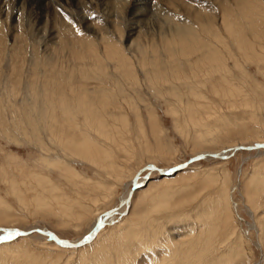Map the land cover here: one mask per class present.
<instances>
[{
    "label": "rangeland",
    "instance_id": "374dc122",
    "mask_svg": "<svg viewBox=\"0 0 264 264\" xmlns=\"http://www.w3.org/2000/svg\"><path fill=\"white\" fill-rule=\"evenodd\" d=\"M253 144L264 0H0V229L74 242L124 208L77 248L0 237V264H264ZM206 153L231 156L142 171Z\"/></svg>",
    "mask_w": 264,
    "mask_h": 264
},
{
    "label": "bare ground",
    "instance_id": "6f19581e",
    "mask_svg": "<svg viewBox=\"0 0 264 264\" xmlns=\"http://www.w3.org/2000/svg\"><path fill=\"white\" fill-rule=\"evenodd\" d=\"M41 1H43V0H27V3L28 4H38V3H40ZM24 2V1H23ZM67 3V2H66ZM190 12H191V10H189ZM193 17V16H192ZM199 17L200 16H196V17H193L195 20H196V18L198 19V20H196V21H201L202 22V20L204 21V19L205 20H207V21H209V19H210V17H205V16H202L203 18H201L200 17V19H199ZM188 20V19H187ZM211 20H213V19H211ZM210 23H211V21H209ZM186 27V28H185ZM187 27H189V26H187V24H186V26H177L175 29V31H176V33H181V34H187V32H189V29L187 28ZM169 33V32H168ZM166 35V34H165ZM53 108V107H52ZM220 115V114H219ZM37 117V116H36ZM172 117H174L175 119V122H176V124L177 123H179L178 122V117H177V114H176V111L174 110V113L172 114ZM223 117H227V116H224V115H222V118ZM213 118V117H212ZM221 117H218V120H219V122H222V118L220 119ZM214 119V118H213ZM203 121V120H202ZM204 122V121H203ZM206 122V121H205ZM179 126V125H178ZM207 127H209V126H207ZM215 127V126H214ZM264 145V144H263ZM261 148H264L263 146H259V147H251V148H244V149H246V150H248V151H252V149L253 150H259V149H261ZM242 148L241 147H238V148H233V149H231L229 152L230 153H232V152H234V151H237V150H241ZM243 150V149H242ZM70 153V152H69ZM73 155V154H72ZM198 156H201V157H198V158H196V159H194V160H191V161H187V162H184L183 164H181V165H179L180 167L179 168H176L175 170H170V169H158V168H151V167H145L142 171H145V170H148V169H151V170H154V171H159V170H161V171H168V170H170V172L169 173H158L159 174V176H161V175H165V176H170V175H173L174 173H176V171L177 170H181V169H183V168H186L189 164H191L193 161H198V160H206V158H213V159H218V160H222V159H227V158H229L228 156H224V155H220V154H211V153H206V154H202V155H198ZM241 170V169H240ZM240 172V171H239ZM239 174V173H238ZM147 175V174H146ZM238 176V175H237ZM148 176H146L145 178H147ZM137 178H138V176L136 175V178H135V181H136V183H137ZM141 181V180H140ZM141 186V184L138 186V187H136V188H139ZM136 188H134V189H136ZM134 189H132V190H134ZM130 193L128 192L126 195V198H124L126 201H124V199H123V201H122V203H121V205L120 206H122V207H125L123 204H125V203H127L128 202V199H129V197H130V195H129ZM229 195V194H228ZM229 198V197H228ZM225 199H226V201L228 202L229 200H227V198L225 197ZM220 201V200H219ZM222 201V200H221ZM123 202H125V203H123ZM204 206V205H203ZM118 208H120V207H118ZM118 208H116V210H111L110 212H108L107 214H105V218H104V216H101L98 220H101V218H103V224H102V226L98 229V230H96V231H91L92 230V228H91V230H90V237H88V239L87 240H89V239H91L92 237H94L100 230H101V228L103 227V226H105V225H107V223H106V221H108L107 220V218H110V219H113L114 218V216H116V214L118 213V212H120V213H122L123 212V210H124V208H122V209H119V210H117ZM126 208V207H125ZM206 208V207H205ZM114 215V216H113ZM121 215H123V214H120V216ZM113 216V217H112ZM249 216L250 217H253V213L252 214H250L249 213ZM111 222V221H110ZM109 222V223H110ZM94 225V224H93ZM249 228L250 229H253V225H250L249 226ZM39 230H41V231H45V230H43V229H39ZM39 230H36V229H30L29 231H24V232H21V231H19V230H12V229H8V230H2V229H0V237H4L6 234L7 235H9V233H11V237H13L14 235H29V234H33V233H38L37 231H39ZM49 232V231H48ZM92 232V233H91ZM19 233V234H18ZM39 233H41V234H43V235H46V234H44V232H39ZM51 234H52V236L54 237V238H57V236H56V234H53L52 232H51ZM58 239V238H57ZM56 241V240H55ZM65 242H66V244H70L71 246H68V245H65V244H62V243H58L57 241V243L58 244H61L62 246H64V247H75V248H77V247H81V246H83L84 244H86V242H84V243H81V242H79V240L78 241H74V242H72L71 240L70 241H68V240H64Z\"/></svg>",
    "mask_w": 264,
    "mask_h": 264
},
{
    "label": "water",
    "instance_id": "95a60500",
    "mask_svg": "<svg viewBox=\"0 0 264 264\" xmlns=\"http://www.w3.org/2000/svg\"><path fill=\"white\" fill-rule=\"evenodd\" d=\"M253 147H259V146H263L264 147V145L263 144H253L252 145ZM198 157H201V156H192L191 158H189L187 161H191V160H194V159H196V158H198ZM202 158V157H201ZM180 166H176V167H172L170 170H175L176 168H179ZM170 170H168V171H161V170H159V171H157L158 173H169L170 172ZM145 177H146V175L144 176V179H145ZM135 178H136V176H134L133 178H132V182H131V189L130 190H132V189H134V188H136V187H138L141 183L139 182H137L136 183V181H135ZM110 212V211H109ZM108 213V212H107ZM106 216H104V218H105ZM102 224H103V218H101V220H96L95 221V223H94V225L92 226L93 228H92V230L91 231H96V230H98L101 226H102ZM38 233L39 232H44V234H46V235H48V237L49 238H51V239H53L54 241L56 240L58 243H62V244H65V245H68V246H71L70 244H66V242L63 240V239H57V238H54L53 236H52V234H51V232L49 231H41V230H39V231H37ZM92 233V232H91ZM19 234V233H18ZM90 235V233L89 234H86L85 236H82L80 239H79V242H81V243H84V242H86L87 241V239H88V237H90L89 236Z\"/></svg>",
    "mask_w": 264,
    "mask_h": 264
},
{
    "label": "snow or ice",
    "instance_id": "6c2138e0",
    "mask_svg": "<svg viewBox=\"0 0 264 264\" xmlns=\"http://www.w3.org/2000/svg\"><path fill=\"white\" fill-rule=\"evenodd\" d=\"M9 238H11V233H9L8 236H4V237H3V239H9Z\"/></svg>",
    "mask_w": 264,
    "mask_h": 264
}]
</instances>
